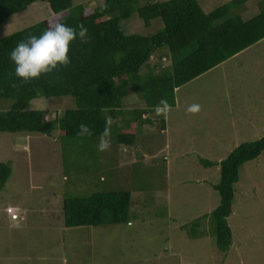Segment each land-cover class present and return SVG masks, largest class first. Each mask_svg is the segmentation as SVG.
I'll use <instances>...</instances> for the list:
<instances>
[{
  "label": "rangeland",
  "instance_id": "374dc122",
  "mask_svg": "<svg viewBox=\"0 0 264 264\" xmlns=\"http://www.w3.org/2000/svg\"><path fill=\"white\" fill-rule=\"evenodd\" d=\"M230 1L198 3L209 13ZM102 2L72 0V6L95 9ZM260 2L248 0L231 14L248 20ZM50 16L46 3L35 2L0 24V40ZM120 24L126 34L144 36L162 28L159 19L145 27L136 14ZM169 65L167 55H154L140 73ZM12 103L0 98V112ZM192 105L199 111H187ZM30 108L48 120L76 102L36 98ZM121 108L104 152L99 138L83 146L59 138L58 129L49 135L0 132V163L11 168L0 191V264H264V151L239 168L227 251L216 246L209 217L219 203L213 188L218 166L203 164L264 136V39L176 89L168 114L145 115L153 122L136 128L131 145L116 144V133L135 120L130 110L145 104L129 90ZM111 191L131 194L126 223L64 226V198Z\"/></svg>",
  "mask_w": 264,
  "mask_h": 264
},
{
  "label": "trees",
  "instance_id": "16d2710c",
  "mask_svg": "<svg viewBox=\"0 0 264 264\" xmlns=\"http://www.w3.org/2000/svg\"><path fill=\"white\" fill-rule=\"evenodd\" d=\"M38 1L48 5L51 16L0 40V98L13 100L8 110L0 112L3 133L49 135L58 129L62 140L88 146L100 137L106 117L115 122L122 114L121 101L132 90L143 99L145 108L130 110L135 120L115 136L116 144L131 145L136 128L153 122L144 116L152 113L160 100H167L173 107L176 89L264 39V0L259 3V12L248 20L231 14L235 6L248 0H232L209 13L203 12L198 0H103L95 9L72 6V0H0V24ZM134 14L145 27L159 19L162 28L147 36L126 34L120 23ZM57 19L72 28L82 23L88 30L85 41L77 38L70 44L67 66L57 65L51 73L27 82L18 79L10 52L29 35L40 36ZM154 55L160 60L167 55L169 67L158 69L157 73L152 69L140 73ZM13 83L18 87H11ZM62 97H72L76 108L48 120L44 111L30 108L36 98ZM159 122L164 130L163 120ZM81 123L89 125L93 135L79 136ZM263 151L264 136L240 144L217 163L203 162L204 166H218L220 174L219 182L213 185L219 203L209 217L216 246L222 251H227L232 243L227 218L239 168ZM10 173V166L0 163V191ZM130 200L128 191L64 198L63 224L67 228L124 224Z\"/></svg>",
  "mask_w": 264,
  "mask_h": 264
},
{
  "label": "clouds",
  "instance_id": "9594fccd",
  "mask_svg": "<svg viewBox=\"0 0 264 264\" xmlns=\"http://www.w3.org/2000/svg\"><path fill=\"white\" fill-rule=\"evenodd\" d=\"M87 31L82 23L72 28L57 19L56 22L50 23L40 36L29 35L25 40L19 41L9 57L14 64V75L27 82L51 73L57 65L67 66L70 63L68 58L70 44L77 38L84 42ZM11 87L16 88L18 85L13 83ZM170 109L171 106L165 99L160 100L154 107L158 116H166ZM187 111L195 113L199 111V106H189ZM111 123V118L106 117L105 127L97 145L98 151L104 152L111 147ZM78 129V135L81 137L93 135L92 129L85 123H81Z\"/></svg>",
  "mask_w": 264,
  "mask_h": 264
},
{
  "label": "crops",
  "instance_id": "0c3cea01",
  "mask_svg": "<svg viewBox=\"0 0 264 264\" xmlns=\"http://www.w3.org/2000/svg\"><path fill=\"white\" fill-rule=\"evenodd\" d=\"M8 210H11V209H8Z\"/></svg>",
  "mask_w": 264,
  "mask_h": 264
}]
</instances>
